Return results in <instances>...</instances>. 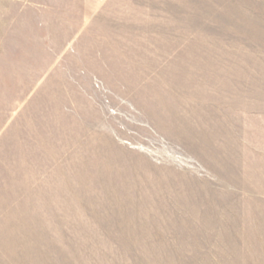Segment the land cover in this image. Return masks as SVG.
Masks as SVG:
<instances>
[{"label": "rangeland", "instance_id": "obj_1", "mask_svg": "<svg viewBox=\"0 0 264 264\" xmlns=\"http://www.w3.org/2000/svg\"><path fill=\"white\" fill-rule=\"evenodd\" d=\"M0 264H264V0H0Z\"/></svg>", "mask_w": 264, "mask_h": 264}]
</instances>
